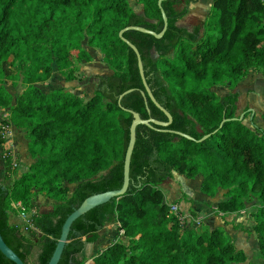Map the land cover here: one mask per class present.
<instances>
[{"label": "trees", "instance_id": "16d2710c", "mask_svg": "<svg viewBox=\"0 0 264 264\" xmlns=\"http://www.w3.org/2000/svg\"><path fill=\"white\" fill-rule=\"evenodd\" d=\"M133 1L141 14L127 0H0V111L9 114L0 126L10 124L25 135L33 161L10 187L1 190L0 184L3 241L24 264L34 247L36 264H47L66 217L87 197L121 187L129 111L167 122L145 93L135 53L119 37L129 26L158 34L162 9V38L137 31L122 37L138 50L147 86L172 122L136 127L126 193L73 222L58 264H86L78 258L85 243L94 244L112 223L126 242H112L90 264H252L223 228L201 223L184 229L161 190L174 174L200 176V192L209 198L223 191L215 211L223 217L254 201L251 230L264 260V127L246 126L247 110L239 119L237 92L220 97L212 91L227 84L233 90L251 70L264 77L263 0H212L191 32L177 23L195 0H166L161 8L158 0ZM83 42L100 52L111 71L98 77L91 97L63 88L44 93L31 85L54 68L73 81L74 69L92 61ZM6 82L24 90L13 100ZM2 160L8 179L13 171L7 151ZM67 185H75L70 196ZM36 196L56 204L31 213L25 230L10 224L12 204L31 212ZM0 264L14 263L0 253Z\"/></svg>", "mask_w": 264, "mask_h": 264}, {"label": "rangeland", "instance_id": "374dc122", "mask_svg": "<svg viewBox=\"0 0 264 264\" xmlns=\"http://www.w3.org/2000/svg\"><path fill=\"white\" fill-rule=\"evenodd\" d=\"M127 1L134 12L141 14L142 10L140 5L136 4L133 0ZM182 6L183 5H179L178 9H181ZM177 26L183 28V26H180L179 23H177ZM186 26L191 28V26H196V22L192 21ZM82 45L86 48L85 42H83ZM86 50L91 55L92 61L90 63H81L74 69L73 81H66L64 76L54 68L52 70V73L48 77L38 78L33 81L31 85L36 86L44 93H50L51 91H54L56 89L63 88L64 90L82 97L83 99H88L93 95L98 77L105 74H111V71L102 62L100 52L91 48H86ZM5 85L7 91L12 95L13 100L19 93L24 90V86H13L10 82H6ZM4 149L2 152L8 151L9 148L6 146V148ZM10 152H8V155ZM15 156L16 158L13 155L12 159L15 163V166L17 167L13 168L14 170L12 172V175H10L8 179H4L3 177H1L0 173V184L3 185L4 188L10 187L14 179L18 177L22 173V171H25V168L27 166L24 159L19 160L18 154H16ZM22 165H24L25 168L22 167ZM184 179L185 182L174 184H172L173 181L168 180L164 185L161 186L165 201L168 204L176 203L174 205H176V207H179L174 213H179L181 220L185 223L184 229H195L199 226V224L203 223V220L208 224L207 226L210 229L224 226V231H227L226 233L231 237L235 247L245 253L248 263L264 264V260L259 253L256 238L251 230L253 222L251 223L252 218L250 216V212L252 211V208L254 206V201L248 202L246 210L243 211L240 216L234 217L228 215L223 217L220 214H216V207L214 209L212 208V206H216V204L222 200L223 191H220L216 198H212L213 200H203L201 199V197H204L206 199H208L209 197L203 195V193L200 192L199 187H197L196 185V181L198 179H201V177L198 176L192 180H188L186 178ZM67 187L69 189L68 195L70 196L75 188V185H67ZM183 191L187 192V195L185 194L184 196H182ZM178 196L182 197L180 202H173V200H175V198H177ZM188 196H191V198L189 197V199H185L188 198ZM55 204V202L45 199V201L41 204L42 206H37V208L35 207V209H33L31 212H26L25 210L24 211L27 215H30L31 213L35 212L37 213L40 211L50 210L55 206ZM15 207H17L15 208L17 209V212L22 213L21 209L18 206ZM12 210V212H15L13 207ZM98 237L99 239L97 243L99 242L100 244H90L86 242L83 253L81 255H78V258L85 261L86 264H90V259L93 258L100 249L105 248L112 242H126V239L123 237L122 233L118 231L117 224L113 223L107 225L102 231H100L98 233ZM30 238L34 240V237ZM83 241H85V238H83ZM38 252V248L34 247L29 258V264H36Z\"/></svg>", "mask_w": 264, "mask_h": 264}, {"label": "crops", "instance_id": "0c3cea01", "mask_svg": "<svg viewBox=\"0 0 264 264\" xmlns=\"http://www.w3.org/2000/svg\"><path fill=\"white\" fill-rule=\"evenodd\" d=\"M211 2H212V0H195L194 3L189 5L187 15L182 20H180L178 22L179 25L183 26V28H185L188 31L190 30V32L193 31L194 28L197 27V25L200 26L202 24V22L204 21L205 16L207 15V12L210 8ZM263 3H264V0H263ZM192 21L196 22V26H191V28L186 26L188 23H190ZM212 91L215 92L220 97L224 96L225 94L229 93L230 91L237 92L238 93V100L236 103V108H237L236 113L238 115H242L243 111H245V110H247V113H248L247 117L245 118L243 123L250 128H253V127L263 128L264 127V77L262 76L260 71L251 70L244 78H242L237 83V85L235 86V88L233 90H230L229 85L227 84L224 86L214 87L212 89ZM217 92H220V93H217ZM8 117H9L8 111H6V110L0 111V123L2 121L7 122ZM6 125L8 127V134L6 135V137L2 138L4 140V143L2 146H0V170H1L0 173H1V177H3L4 179H6V178H5L4 168H3V160H2L3 159V152L2 151L4 148H6V146L9 148L7 152L11 151V153H13L15 158H16L15 155L18 154L19 160L24 159L27 166L25 168V166L22 165V167L25 168V171L27 170L28 166L33 162L32 159L30 158L29 154L27 153V140H26L25 135L23 133H21L19 130H17L14 126H12L10 124L9 125L6 124ZM4 150H7V149H4ZM10 166H11V164H10ZM15 167H17V166H15ZM11 169H12V171L14 170L12 167H11ZM25 171H22V173ZM170 180L173 181L172 184L185 182V179L183 178V176H180L177 174H174L173 178ZM200 183H201V179H198L196 181V185H197V187H199V189H200ZM183 192H182V196H184L187 193L185 191H183ZM189 197L191 198V196H188V198H185V199H189ZM181 199H182V197L178 196L177 198H175V200H173V202L174 201L180 202ZM201 199L213 200L214 198L213 199L212 198L206 199L204 197H201ZM44 201H45L44 197L36 196L35 200L32 202L33 209H35V207L37 208V206H42L41 204ZM15 206H17V204L16 205L12 204V207L14 208L15 212L10 213L9 223L14 224V225H18L23 230H25L24 228H26V226L28 224V220H29L30 215H27L25 213V211L23 213L17 212V209H15L17 207H15ZM215 207L216 206H212L213 209ZM50 210L40 211V212H48ZM241 213L231 214L230 216H234V217L240 216ZM202 222H203V224L208 225L204 220ZM251 223H252V220H251ZM223 227L224 226H221V228H223ZM120 233H122V232H120ZM97 241L94 244H96Z\"/></svg>", "mask_w": 264, "mask_h": 264}, {"label": "water", "instance_id": "95a60500", "mask_svg": "<svg viewBox=\"0 0 264 264\" xmlns=\"http://www.w3.org/2000/svg\"><path fill=\"white\" fill-rule=\"evenodd\" d=\"M163 1L166 0H158V7L161 8V3ZM161 14H162V19H163V27L162 30L156 34L155 32L142 28V27H137V26H129L124 28L122 31H120L119 33V37L122 39V41L135 53L136 58H137V66H138V71H139V75L145 90V93L147 94V96L149 97V99L151 100V102L160 110L164 113V115L167 118V122H157L154 121L152 119H147V120H143L140 118V116L132 111H129L132 116H133V120L132 123L130 125L129 128V141H128V145L126 148V152H125V157H124V163H123V181H122V185L119 189L117 190H112V191H107L104 193H98V194H93L89 197H87L86 199H84L82 201V203L76 207L71 214H69L65 221L62 224L61 227V231H60V236L59 239L56 242V246L55 249L48 261L47 264H58L60 258H61V254L62 251L65 247V245L68 242V235H69V231L71 228V225L73 224V222L78 219L79 217L83 216L84 214H86L88 211H90L91 209L98 207L100 205H103L107 202H109L111 199L113 198H119L121 196H123L127 189H128V184H129V166H130V159H131V155H132V151L134 148V144H135V130L136 127L139 125H144V126H148L150 127V124H154L157 126H161V127H168L171 122H172V117L171 115L164 109L162 108L154 99L149 87L147 86L145 77H144V73H143V67H142V62L140 59V55L138 53V50L136 49V47L134 45H132L129 41L125 40L122 37V34L125 31H137L143 34H147L150 35L152 37H154L155 39H160L163 37V35L166 32L167 29V18L163 12V10L161 9ZM131 90H128L124 93H122L118 99V103L120 102V100L122 99V97L128 93H130ZM144 92H142V96H144ZM239 119H242V115H240ZM176 135L184 137L186 139H192L190 136L185 135L183 133L180 132H174ZM207 136L203 137L200 141L204 140ZM4 187H1V190H3ZM0 253L9 261H11L14 264H24L20 258L5 244V242L2 239V236L0 234Z\"/></svg>", "mask_w": 264, "mask_h": 264}, {"label": "built area", "instance_id": "2783aa9c", "mask_svg": "<svg viewBox=\"0 0 264 264\" xmlns=\"http://www.w3.org/2000/svg\"><path fill=\"white\" fill-rule=\"evenodd\" d=\"M8 134V127L6 124H2L0 126V135L2 138L6 137V135ZM10 152V151H9ZM12 156H13V153H9V158H10V164H11V167L14 168L15 167V163L13 162V159H12ZM17 206L21 209V212L23 213L24 212V209L23 207L21 206L20 203H17ZM177 208L176 205L172 204L170 209L172 212H175L177 211Z\"/></svg>", "mask_w": 264, "mask_h": 264}]
</instances>
